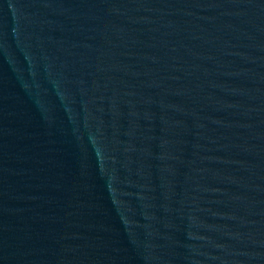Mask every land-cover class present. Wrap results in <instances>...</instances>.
Segmentation results:
<instances>
[{"label":"water","instance_id":"1","mask_svg":"<svg viewBox=\"0 0 264 264\" xmlns=\"http://www.w3.org/2000/svg\"><path fill=\"white\" fill-rule=\"evenodd\" d=\"M0 264H264V0H0Z\"/></svg>","mask_w":264,"mask_h":264}]
</instances>
